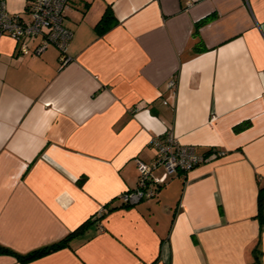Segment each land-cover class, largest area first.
<instances>
[{
    "label": "crops",
    "instance_id": "0c3cea01",
    "mask_svg": "<svg viewBox=\"0 0 264 264\" xmlns=\"http://www.w3.org/2000/svg\"><path fill=\"white\" fill-rule=\"evenodd\" d=\"M5 1L30 19V0ZM69 2L67 65L0 37V264L102 216L26 264H264V0ZM166 132L224 155L154 170L156 197L125 206Z\"/></svg>",
    "mask_w": 264,
    "mask_h": 264
},
{
    "label": "built area",
    "instance_id": "2783aa9c",
    "mask_svg": "<svg viewBox=\"0 0 264 264\" xmlns=\"http://www.w3.org/2000/svg\"><path fill=\"white\" fill-rule=\"evenodd\" d=\"M69 6V0H30L26 8L30 19L25 21L19 15L10 14L6 1L0 0V37L8 35L13 38L17 42V52L25 56L31 53L34 56L41 55L53 45L59 50V61L63 67L71 61L68 48L74 38V32L64 23L65 12ZM38 38L40 42L31 52V44ZM176 86L175 79L168 83L172 97L177 94ZM151 145L156 150V158L149 164L137 160L140 174L138 187L120 196L125 206L156 197L161 185L152 178L154 170L165 168L171 175H187L200 164L224 155L218 152L207 157L198 155L196 147L181 144L179 138L171 132L153 138ZM103 212L100 211L99 216Z\"/></svg>",
    "mask_w": 264,
    "mask_h": 264
},
{
    "label": "trees",
    "instance_id": "16d2710c",
    "mask_svg": "<svg viewBox=\"0 0 264 264\" xmlns=\"http://www.w3.org/2000/svg\"><path fill=\"white\" fill-rule=\"evenodd\" d=\"M115 17L112 14L111 9H109L108 11H106V13L102 16L101 21L98 23L96 29L101 31V32H105L107 31V29H109V26L111 25V23L114 22ZM206 21H203L201 23L198 24V27H200L201 25L205 24ZM175 79V78H172ZM176 80V79H175ZM171 81V80H170ZM195 169V168H194ZM85 179H81L79 181V184L82 185L84 183ZM161 187V186H160ZM159 187V188H160ZM263 198H264V193L262 192L260 199H259V205L262 209L263 207ZM107 207V205L105 206V208ZM104 216H102L101 218H97L95 219L94 217L89 219L88 221H86L85 223H83L80 227H78L76 230H74L73 232H71L67 237H65L63 240L52 244L50 246L44 247L42 249H38V250H34L33 252L27 254V255H20L17 256L19 261L23 264H26L28 262L31 261H35L36 259H39L41 257H44L47 255H50L52 253L57 252L58 250H62L64 248H68L70 247L71 241L73 239H75L77 236H82L83 234H85V232L88 230L89 227L94 226L95 224H97ZM0 252H4V253H10L9 250L5 249L4 247L0 246ZM256 254V260L257 262H259V258L261 253H259L258 249L255 250Z\"/></svg>",
    "mask_w": 264,
    "mask_h": 264
}]
</instances>
